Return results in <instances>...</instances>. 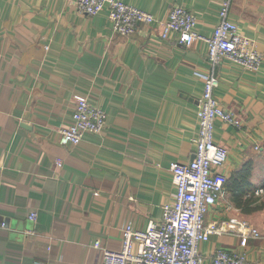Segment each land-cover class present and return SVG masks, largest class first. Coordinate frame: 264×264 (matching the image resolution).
<instances>
[{
  "label": "crops",
  "instance_id": "obj_1",
  "mask_svg": "<svg viewBox=\"0 0 264 264\" xmlns=\"http://www.w3.org/2000/svg\"><path fill=\"white\" fill-rule=\"evenodd\" d=\"M119 1L156 22L121 35L106 10L80 14L75 0H0V264H101L96 241L120 250L128 224L146 230L174 202L171 166L194 156L208 48L164 40L160 23L180 5L211 37L224 0ZM230 17L263 64L218 68L215 95L243 124L216 122L215 142L229 156L215 169L225 193L206 223L243 219L262 237L242 247L237 234H214L200 252L204 264L218 250L264 264V196L254 193L264 186V0H231ZM82 97L106 111V126L61 145Z\"/></svg>",
  "mask_w": 264,
  "mask_h": 264
},
{
  "label": "built area",
  "instance_id": "obj_2",
  "mask_svg": "<svg viewBox=\"0 0 264 264\" xmlns=\"http://www.w3.org/2000/svg\"><path fill=\"white\" fill-rule=\"evenodd\" d=\"M80 14L95 16L106 10L114 32L133 34L142 23L151 25L156 18L149 12L119 0H75ZM231 0H224L219 10V22L211 37L203 36L197 29V17L187 8L175 5L166 22L160 23L161 38L176 39L185 46L201 40L207 44L209 68L202 74L203 93L199 99L197 120L199 132L195 139L196 149L188 164L171 166L175 199L165 204L160 221L150 220L146 230L128 224L123 230L120 250H112L95 242L102 252L101 264H204L200 245L211 235L234 233L241 237L242 247L250 238H260V230L248 221L238 218L217 223H206L207 213L225 193L226 178L215 173L228 159L227 147L215 142L218 120L241 127L242 120L223 108L215 91L220 79L217 74L224 60L238 63L246 70L258 72L263 64V54L255 43L246 37L239 25L230 17ZM73 123L60 130L61 145H79L88 133L100 134L107 123L104 109L82 97L75 104ZM61 165V162L58 161ZM255 195L264 196V186L255 189ZM36 213L30 215L35 221ZM245 252L218 250L211 264H246Z\"/></svg>",
  "mask_w": 264,
  "mask_h": 264
}]
</instances>
